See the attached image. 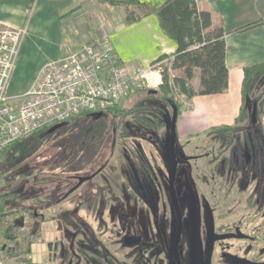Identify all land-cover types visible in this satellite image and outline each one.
Wrapping results in <instances>:
<instances>
[{"label": "trees", "instance_id": "16d2710c", "mask_svg": "<svg viewBox=\"0 0 264 264\" xmlns=\"http://www.w3.org/2000/svg\"><path fill=\"white\" fill-rule=\"evenodd\" d=\"M96 5L121 7L125 14V22H135L141 15L152 12L139 0H91ZM160 26L168 37L177 44L172 57L161 56L154 62L168 59L167 65L160 73L161 82L157 90L141 88L129 93L122 104H116L106 110L82 113L64 122L52 124L35 131L25 137L9 143L2 152L0 162V254L6 259H16L28 264L29 258L21 253L34 243L37 233L30 239L29 234L18 235V230L25 227V217L28 224L33 214L38 215L50 204L65 200L73 194V187L79 184L81 178H86L82 184L89 185L109 164L116 144L120 145L117 158L128 155L132 164L143 160L146 156L140 140L163 137L169 143L167 119L175 122L183 107V101L190 100L196 95L222 94L228 87V71L225 66V45L222 28H212L208 12L199 11L195 0H165L154 11ZM259 22L248 25L255 26ZM180 70L182 77H172L171 71ZM196 71L199 72V89L195 91L190 81ZM264 63L244 69L242 82V105L240 113L233 126H223L211 130L210 138H237L239 131L243 137L254 122L258 110L264 111ZM248 92L251 96L247 95ZM136 101L129 109L124 104L129 98ZM247 104L251 106L247 108ZM259 108V109H258ZM111 117V118H110ZM121 117H127L123 119ZM121 118L120 121L117 119ZM119 122V123H118ZM54 145L51 153L43 161L52 174L64 176L57 179L59 187L44 196L43 203L38 197H27L30 187L22 188L23 181L14 185L16 177L23 178L26 163L47 144ZM109 143L108 157L101 158L102 149ZM175 152L177 149L175 146ZM169 159V155H168ZM54 180L47 177L46 181ZM78 181V182H76ZM63 183V184H62ZM62 186V188H60ZM60 188V189H59ZM59 194L60 196H58ZM24 196V197H23ZM57 196V198H56ZM55 199V200H54ZM33 205H29L31 203ZM47 204V205H46ZM36 209V211L33 210ZM41 210V211H40ZM41 218L42 215H39ZM56 218V217H53ZM52 218V219H53ZM24 254V253H23Z\"/></svg>", "mask_w": 264, "mask_h": 264}, {"label": "flooded vegetation", "instance_id": "af4514ba", "mask_svg": "<svg viewBox=\"0 0 264 264\" xmlns=\"http://www.w3.org/2000/svg\"><path fill=\"white\" fill-rule=\"evenodd\" d=\"M257 126V122L252 123L247 137H243L242 131H239L237 138H211L217 144L216 147L214 146L215 154L205 152L190 156L188 177L194 185L195 193L192 195L191 189L187 188L189 189L187 198L191 202L182 210L178 203V197L182 196L180 187L182 176L177 174L178 160L176 159L173 191L179 215L170 194V163L166 196V194L162 195L163 187L160 188L161 180L158 179L160 177L151 172L148 162L144 166L143 160L132 164L127 159L130 169L128 172L134 176V181L133 184L130 182V187H124L125 191L120 187L117 192L121 193L125 201L123 199V203L119 202V207L114 211L110 208L111 203L105 202L107 217L103 218V225L108 226L105 227L106 231L110 233L111 230L114 233L109 234L108 237L103 233L106 239L101 243L95 240L90 242L93 249L103 252V257L99 258L102 264L107 260L109 264H112L111 258L114 259L113 264H250L248 262L251 261L253 264H264V134ZM107 167L108 165L104 170ZM116 169V167L113 168L114 173ZM152 177L156 182L155 188L161 189L157 191L159 194L157 200L161 202L155 203L153 215L150 214L151 216L147 215L144 218L141 210L143 183ZM154 180L149 181L154 183ZM77 185L73 187L72 193L78 195L84 184ZM106 185H109L108 181ZM106 185L104 189L108 187ZM87 187L93 189L92 186ZM91 198L94 199L92 195ZM89 199L88 203H90ZM127 199L135 200L138 204L132 201L134 206H131V202ZM126 205L140 206L138 214L134 215V212L128 211L130 207L126 208ZM30 213L33 217L30 219L32 223L28 227V234L32 239L37 233L36 227L42 222L43 216L40 218L41 213L38 215L35 212ZM107 220L112 223L110 224ZM115 221L122 226V230H118ZM75 222L71 239L73 238L75 245L78 246L79 236H87L83 233L86 231L85 222ZM126 225L127 228H123ZM34 244H30L26 251V258L31 261L28 264H35L31 251ZM57 247L59 250L51 258L52 264H83L81 262L83 253L81 250L76 253L75 246L70 250L72 253L70 260L67 259L68 251L60 248L61 242ZM79 247L89 248L82 242ZM119 248L123 252L137 248V257L133 261L132 257L127 258L120 253Z\"/></svg>", "mask_w": 264, "mask_h": 264}, {"label": "crops", "instance_id": "0c3cea01", "mask_svg": "<svg viewBox=\"0 0 264 264\" xmlns=\"http://www.w3.org/2000/svg\"><path fill=\"white\" fill-rule=\"evenodd\" d=\"M139 1L152 12L142 15L143 11L138 10L141 16L135 22L126 23L121 7L96 5L91 0H0V28H26L28 36L40 29L41 41L44 40L38 50L44 58L34 77L45 63L77 48L86 37L106 39L124 65L146 67L163 55L172 57L177 44L166 35L154 14L165 0ZM195 2L199 11L210 14L212 28L223 30L228 87L222 94L196 95L183 101L190 107L183 104L176 121V144L181 146L208 135L215 128L233 126L242 105L244 69L264 63V0ZM257 21L259 24L246 28ZM26 40L21 45L16 69L33 60L34 51H38L29 37ZM170 73L172 77H182L180 70ZM198 75L196 71L190 81L195 91L199 89ZM148 78L146 88L157 90L160 73H151Z\"/></svg>", "mask_w": 264, "mask_h": 264}, {"label": "rangeland", "instance_id": "374dc122", "mask_svg": "<svg viewBox=\"0 0 264 264\" xmlns=\"http://www.w3.org/2000/svg\"><path fill=\"white\" fill-rule=\"evenodd\" d=\"M92 25V35L93 32V24ZM30 30V29H29ZM32 31V30H31ZM30 33V32H29ZM78 34V33H77ZM42 33H40V29L38 31H33L32 33L25 36L23 42L26 43L27 37L31 39V42L37 45L36 49H40L42 47L41 42L44 40V38L41 41ZM29 43V42H28ZM27 43V44H28ZM34 59L31 61H27L24 64L20 65L18 69H16L17 62L15 65V68L12 72L8 87H7V94L9 96V103L13 105L14 107H17L21 103L20 96L24 93L26 86H28L33 77L34 72L41 66V62H43L44 54L41 51H34ZM67 53V52H66ZM64 53V54H66ZM62 53L61 56L64 55ZM60 56V57H61ZM19 59V58H18ZM264 91V90H263ZM264 93V92H263ZM249 96H251V93L248 92ZM17 96V97H16ZM136 101V98H129L127 102H125L124 106L126 109H129L131 105ZM247 108L250 109V115L253 116V112H251V106L247 104ZM259 109V108H258ZM264 109V108H263ZM258 114L254 118L253 123H258V126L260 127L262 133L264 134V111L261 112L258 110ZM111 118V117H110ZM123 119H127V117H121ZM121 118L117 119L118 121L121 120ZM119 123V122H118ZM257 126V127H258ZM153 139L147 141V140H140V145L145 151L146 159L148 164L150 165L151 172H154L157 174L160 178H158L160 181V188H162V195L166 194L167 191V175L169 173V149H168V143L166 142V139L163 137H156L152 133ZM219 139H224L223 137H220ZM181 143L176 144L177 149V160H178V169L177 174L179 176H182L181 179V189H182V196L180 195L178 197V203L181 207V210L188 205L191 201L188 200V190L187 188L191 189V194L193 195L194 192V185L191 183L189 175V159L190 156L195 155H201L205 152L208 153H214V146L216 147V142L211 140V138L206 136H199L197 139H194L190 144L181 146ZM215 144V145H214ZM54 145L52 143L47 144L45 148L41 149L39 152H37L29 161L26 163V169L25 174L23 178L16 177V181L14 182V185H17L18 183L25 184L22 186L23 189L25 187H30V189L27 192V197H38L41 201L40 204H37V207H40L42 205V201L44 199V196L47 195L50 190H55L58 185L57 179L60 178L62 180L64 176L55 175L50 173L48 164L46 165L43 161L47 156L51 153L53 150ZM120 145L116 144L115 149L113 151L112 157L110 158V162L108 164V167L102 171L99 175H97L89 184V186H92L93 189H90L87 187L88 185H83V187L80 188V191L78 195L76 193L71 194L69 197H67L63 201H59L54 204H50V206H47L44 210H40L43 220L39 224L40 230L38 236L34 238L35 244L32 246L31 251L33 253L32 260L35 264H52L51 258L54 256V253L59 250V242L62 243V247L65 250L68 251V260L71 259L72 253L70 250L73 249V246L76 247L75 252L77 253L79 250L83 253V260L81 261L83 264H102V260L99 258L103 257V252L97 251L96 249H93L90 246L91 240L101 241L105 240L106 237L112 235L114 232L110 233L105 230L106 224L103 225V218L107 217V212L105 209V205L107 206V203H111V210L114 211L119 207V202L123 203L125 201L124 197H122L121 193H117L120 187H122V190L125 191L124 187L128 188L130 187V182L133 184L134 176L129 174V162L127 161L128 155L124 154V157H118V152L120 150ZM213 150L210 152V150ZM102 156L99 158L98 162H100L103 158L108 157L110 150H109V143L106 147H103L102 149ZM201 162L199 161V164ZM117 168L115 170V173L113 171V168ZM51 168V167H50ZM185 170V171H184ZM154 174V175H155ZM51 176L54 177V180L46 181L47 177ZM156 178V175H155ZM154 180L148 179V181H144L143 186V205H142V212L143 217L146 218L147 215H150L155 213V203L159 204L161 201L157 200L159 194L157 191L160 189L158 187L155 188L156 182L154 180V183H151ZM109 182V185H106V182ZM77 182V181H76ZM114 183V184H113ZM63 184V183H62ZM152 184V187H151ZM104 185L108 186L104 189ZM55 188V189H54ZM62 188V186H60ZM59 188V189H60ZM90 189V190H89ZM130 190V189H129ZM161 190V189H160ZM164 190V191H163ZM56 191L60 194L63 192V190H57ZM114 194H113V193ZM57 194L58 196H60ZM107 194V196L104 197V195ZM90 195V197H89ZM91 195L94 197L91 198ZM115 195V196H113ZM167 196V194H166ZM24 197V196H23ZM57 198V196H56ZM88 198L89 202L88 203ZM124 199V201H123ZM161 199V198H160ZM55 200V199H54ZM132 205V201L136 202L132 199H127ZM137 203V202H136ZM138 204V203H137ZM33 205L32 202L28 204ZM47 205V204H46ZM130 205H126L128 208V211L134 212V215L137 213L140 208L139 207H131ZM149 205V206H148ZM114 206V207H113ZM78 207V209H76ZM39 208H33L34 211ZM150 209V210H149ZM149 210V211H148ZM77 212V213H76ZM39 213V214H40ZM76 215H75V214ZM151 216V215H150ZM56 217V218H53ZM53 218V219H52ZM79 221L85 222L84 228L85 232H83L87 237L80 235L78 240V246L75 245L73 238L71 239V233L73 232V226L74 222ZM25 227L18 230L19 236H25L28 235V216L25 217ZM108 221V220H107ZM75 222V223H76ZM78 222V224H79ZM110 224L111 221H108ZM116 226L118 230H122V226H119V223L116 222ZM89 226H88V225ZM109 224V225H110ZM108 225V223H107ZM150 225V224H147ZM89 228V229H88ZM123 228H127V225ZM103 233L106 237L103 236ZM110 234V235H109ZM83 243L84 245H88L89 248H80V243ZM75 249V248H74ZM136 249L133 248L130 251H122L121 248H119V252L127 256V258H131L134 261V259L137 257L136 255ZM157 250H155L156 252ZM24 253V254H23ZM157 255V253H154ZM22 257H26V252L21 253ZM149 257V253L147 254ZM0 264H23L21 262H18L16 259H6L0 254ZM145 260V258H144ZM154 260V258H153ZM112 264L114 263V259L111 258ZM109 260H107L104 264H109ZM111 263V262H110ZM250 264H253V262H248Z\"/></svg>", "mask_w": 264, "mask_h": 264}, {"label": "built area", "instance_id": "2783aa9c", "mask_svg": "<svg viewBox=\"0 0 264 264\" xmlns=\"http://www.w3.org/2000/svg\"><path fill=\"white\" fill-rule=\"evenodd\" d=\"M26 35V28H0V162L5 147L17 139L82 113L122 104L130 92L146 88L149 75L161 73L168 62L130 68L106 39L86 37L77 48L45 63L14 107L7 87Z\"/></svg>", "mask_w": 264, "mask_h": 264}, {"label": "water", "instance_id": "95a60500", "mask_svg": "<svg viewBox=\"0 0 264 264\" xmlns=\"http://www.w3.org/2000/svg\"><path fill=\"white\" fill-rule=\"evenodd\" d=\"M167 128L169 129V143H168V149H169V157H170V165H171V175H170V179H169V186H170V194L172 197V202L174 204L175 210L177 212V215H179V209H178V205L176 202V198L174 196V191H173V180H174V176L176 173V165H177V161H176V152H175V146H176V131H175V122L171 121L169 118L167 119ZM86 178H81L79 180V184L83 183V181H85Z\"/></svg>", "mask_w": 264, "mask_h": 264}]
</instances>
